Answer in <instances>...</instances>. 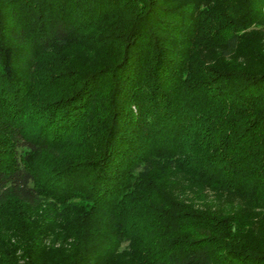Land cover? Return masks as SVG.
Returning a JSON list of instances; mask_svg holds the SVG:
<instances>
[{
    "label": "trees",
    "instance_id": "16d2710c",
    "mask_svg": "<svg viewBox=\"0 0 264 264\" xmlns=\"http://www.w3.org/2000/svg\"><path fill=\"white\" fill-rule=\"evenodd\" d=\"M261 32L264 0H0V264H264Z\"/></svg>",
    "mask_w": 264,
    "mask_h": 264
},
{
    "label": "rangeland",
    "instance_id": "374dc122",
    "mask_svg": "<svg viewBox=\"0 0 264 264\" xmlns=\"http://www.w3.org/2000/svg\"><path fill=\"white\" fill-rule=\"evenodd\" d=\"M263 34H264V32L262 33V35ZM73 47L76 48L75 45H72L70 43L65 44V45L59 47L58 52H56L55 54L66 55L68 57L80 59V60L83 61L85 54L84 53H80L79 51H75L74 49H72ZM46 58L47 59H52V58H55V56L54 55L52 56L51 52H50V53L47 54ZM188 197H189V199L192 200V202H194L193 204L196 206V201L193 200V196L188 195ZM121 247H123V245ZM64 253H65V251H61L60 250L59 254L56 255L60 261L62 260V255H64Z\"/></svg>",
    "mask_w": 264,
    "mask_h": 264
}]
</instances>
